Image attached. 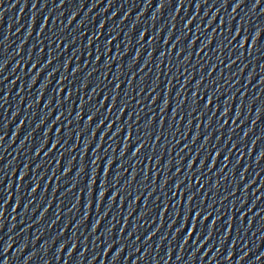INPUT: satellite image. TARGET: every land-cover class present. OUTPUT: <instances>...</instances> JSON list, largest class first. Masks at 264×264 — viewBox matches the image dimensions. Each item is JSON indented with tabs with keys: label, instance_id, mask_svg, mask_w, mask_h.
Wrapping results in <instances>:
<instances>
[{
	"label": "snow or ice",
	"instance_id": "1",
	"mask_svg": "<svg viewBox=\"0 0 264 264\" xmlns=\"http://www.w3.org/2000/svg\"><path fill=\"white\" fill-rule=\"evenodd\" d=\"M101 195H103V193Z\"/></svg>",
	"mask_w": 264,
	"mask_h": 264
}]
</instances>
